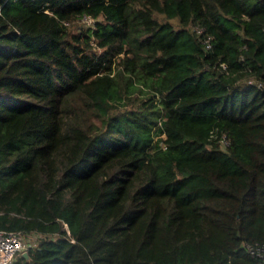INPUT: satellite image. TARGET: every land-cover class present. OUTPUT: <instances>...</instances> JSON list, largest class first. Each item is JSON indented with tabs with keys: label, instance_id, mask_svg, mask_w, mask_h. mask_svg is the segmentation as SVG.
I'll list each match as a JSON object with an SVG mask.
<instances>
[{
	"label": "trees",
	"instance_id": "16d2710c",
	"mask_svg": "<svg viewBox=\"0 0 264 264\" xmlns=\"http://www.w3.org/2000/svg\"><path fill=\"white\" fill-rule=\"evenodd\" d=\"M0 230L37 236L10 264H264V0H0Z\"/></svg>",
	"mask_w": 264,
	"mask_h": 264
},
{
	"label": "built area",
	"instance_id": "2783aa9c",
	"mask_svg": "<svg viewBox=\"0 0 264 264\" xmlns=\"http://www.w3.org/2000/svg\"><path fill=\"white\" fill-rule=\"evenodd\" d=\"M89 18L94 21V17L91 15H89ZM197 32L202 34L205 29L198 26ZM204 43L207 49L212 48L213 44L210 36H204ZM224 142H226L225 138ZM32 239L34 240L33 235L21 231L0 230V264L12 263L19 254L28 250L33 243ZM245 246L249 253L264 260V243H246Z\"/></svg>",
	"mask_w": 264,
	"mask_h": 264
},
{
	"label": "rangeland",
	"instance_id": "374dc122",
	"mask_svg": "<svg viewBox=\"0 0 264 264\" xmlns=\"http://www.w3.org/2000/svg\"><path fill=\"white\" fill-rule=\"evenodd\" d=\"M92 22H93V20H91L90 18H89V16H85L83 19H82V21H80V24L81 25H85V26H89V25H91L92 24ZM33 238H34V240L32 239V242L34 243L35 241H37V236L36 235H33ZM32 243V244H33Z\"/></svg>",
	"mask_w": 264,
	"mask_h": 264
},
{
	"label": "water",
	"instance_id": "95a60500",
	"mask_svg": "<svg viewBox=\"0 0 264 264\" xmlns=\"http://www.w3.org/2000/svg\"><path fill=\"white\" fill-rule=\"evenodd\" d=\"M22 255L28 257V256H29V252H28V250H25V251L22 253Z\"/></svg>",
	"mask_w": 264,
	"mask_h": 264
}]
</instances>
